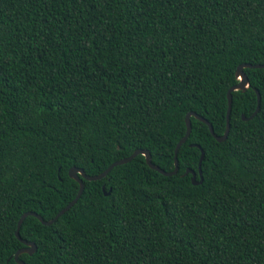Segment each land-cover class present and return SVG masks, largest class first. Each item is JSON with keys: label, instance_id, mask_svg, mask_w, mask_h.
I'll return each mask as SVG.
<instances>
[{"label": "trees", "instance_id": "16d2710c", "mask_svg": "<svg viewBox=\"0 0 264 264\" xmlns=\"http://www.w3.org/2000/svg\"><path fill=\"white\" fill-rule=\"evenodd\" d=\"M264 64V0H0V264L135 149L174 168L185 115L226 127ZM217 141L191 115L164 175L138 154L45 225L26 264H264V68ZM260 107L249 117L257 104ZM202 182L193 184L200 148ZM196 179H199L197 174ZM110 190L105 195L102 190Z\"/></svg>", "mask_w": 264, "mask_h": 264}, {"label": "water", "instance_id": "95a60500", "mask_svg": "<svg viewBox=\"0 0 264 264\" xmlns=\"http://www.w3.org/2000/svg\"><path fill=\"white\" fill-rule=\"evenodd\" d=\"M244 67H257V68H264V64H251V63H242V64H239L236 68V77L239 79V82L235 85H232L228 91H227V101H228V107H227V114H226V127H225V130L223 132V134L221 135H217L214 133L213 131V127H212V124L206 119L204 118L203 116L195 113V112H188L186 115H185V124H186V131H185V134L179 139V141L177 142L176 146H175V149H174V168L172 170H169V171H166L162 168H160L158 165L154 164L151 160V155H150V152L146 149H143V148H137L135 149L129 156L127 157H124V158H121V159H118V160H115L114 162H112L105 170H103L102 172H100L99 174H95V175H88L86 174V172L84 171L83 168H80V167H76V166H71L68 170V175L69 177L73 178L74 180H76L78 182V191H77V194L75 195V197L70 201L68 202L62 209H60L56 215L49 219V220H44V218L34 212V211H26L24 213H22L18 219V222H17V226H16V229H15V235L16 237L24 244V247L20 248L19 250L16 251L15 255H14V259L16 260V262L18 264H26L23 260H21L19 258V255L21 253H28V254H32L36 251L37 247H36V244L32 241H27L23 238L20 237V234H19V229H20V226L24 220V218L28 215H32V216H35L36 218L39 219L40 222H42L43 224L45 225H50L52 224L53 222H55V220L60 216L62 215L64 212H66L77 200L78 198L80 197V195L82 194L83 192V189H84V179L86 180H97V179H100L102 178L103 176L107 175V173L116 165H119V164H123V163H126L128 161H130L132 158H134L135 156H137L138 154H142L144 155L145 157V161L146 163L148 164L149 167L157 170L158 172L164 174V175H172V174H176L178 169H179V166H178V160H177V151L179 149V147L181 146L182 143H184L186 141V139L188 138L189 134H190V131H191V120H190V116L193 115L195 116L196 118H198L199 120L203 121L204 123H206L209 127V130L210 132L212 133V135L214 136V138L221 142L223 140L226 139L228 133H229V129H230V122H229V113H230V110H231V105H232V91L233 90H245L249 84H248V78L246 76V74L244 73L243 71V68ZM256 94H257V104H256V107L254 109V111L252 112V114L249 116V117H246L244 114H242V118L244 120L248 119V118H252L259 110V107H260V93L258 92V90L256 89ZM197 147L200 148V146L198 144H195ZM200 157H199V160H198V167H197V172L194 171L193 169H190V168H187L185 171H184V175L185 174H188L190 173L191 174V182L193 184H199L202 182V168H201V163H202V160H203V157H204V151L202 148H200ZM197 174L199 175V179H196L197 177ZM102 190H103V193L105 195L109 194L110 193V190L106 191L104 186H102Z\"/></svg>", "mask_w": 264, "mask_h": 264}]
</instances>
